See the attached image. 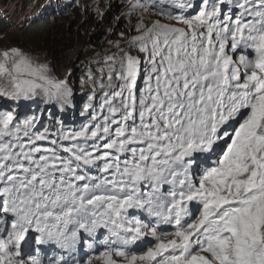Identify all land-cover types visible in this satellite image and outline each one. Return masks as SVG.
<instances>
[{"label":"snow or ice","instance_id":"1","mask_svg":"<svg viewBox=\"0 0 264 264\" xmlns=\"http://www.w3.org/2000/svg\"><path fill=\"white\" fill-rule=\"evenodd\" d=\"M126 3L84 123L0 110V264H264V0ZM0 97L74 98L18 46Z\"/></svg>","mask_w":264,"mask_h":264},{"label":"rangeland","instance_id":"2","mask_svg":"<svg viewBox=\"0 0 264 264\" xmlns=\"http://www.w3.org/2000/svg\"><path fill=\"white\" fill-rule=\"evenodd\" d=\"M127 7L126 0H0V14L8 28L6 32L0 33V47L18 46L29 51L41 62L47 63L54 75L61 79L67 78L73 88L71 105L64 106L63 109L47 105L52 109L48 119L54 121L55 111L65 117L75 115L74 120L78 124L83 121L80 112L83 103L87 102L89 89L81 87V78L85 76L88 67L95 68L91 61L99 59L106 51H115L110 41L120 40L121 32L129 34L130 26L135 24L136 19L133 17L130 20L123 15ZM34 18H40L44 26L52 28L59 37H71L96 51L97 55L85 62L81 61L79 55H75L70 65H58L51 54L33 45L23 34ZM34 99L42 100L35 97L13 103L12 106L16 111L22 112L23 116ZM11 103L9 99L0 97V106L7 107Z\"/></svg>","mask_w":264,"mask_h":264},{"label":"trees","instance_id":"3","mask_svg":"<svg viewBox=\"0 0 264 264\" xmlns=\"http://www.w3.org/2000/svg\"><path fill=\"white\" fill-rule=\"evenodd\" d=\"M7 23L2 18L0 14V33L7 31ZM23 34L25 37L35 46L41 48L43 51L51 54L54 60H57L58 65H70L73 63V57L75 55H79L81 57V61L85 62L97 55V52L92 50L88 46H84L83 43L75 41L71 37H59L58 34L53 32L52 28L48 26H44L43 21L40 18H34L30 21L27 28L24 29ZM84 77V75H83ZM12 101L10 105H14L13 103H17L22 101ZM83 103V107H84ZM0 110H8L6 107H1ZM52 109H49L47 105L43 103L42 100L34 99L31 102L30 108L27 110V113L21 116L22 112L17 110L16 112L20 114V117L23 118L25 115L27 116H36L44 125H48L51 127L54 124L48 120V115ZM54 114V121L63 122L65 127L68 128H78L82 123L85 122L87 117L81 116L83 122L80 124H71L69 119L62 114H58L57 112H53ZM81 115V112H80ZM75 117V116H73ZM39 126V125H38Z\"/></svg>","mask_w":264,"mask_h":264},{"label":"clouds","instance_id":"4","mask_svg":"<svg viewBox=\"0 0 264 264\" xmlns=\"http://www.w3.org/2000/svg\"><path fill=\"white\" fill-rule=\"evenodd\" d=\"M48 120L50 121V119H48ZM51 124H55V122H51ZM71 124H78V123L74 120V122H71Z\"/></svg>","mask_w":264,"mask_h":264},{"label":"bare ground","instance_id":"5","mask_svg":"<svg viewBox=\"0 0 264 264\" xmlns=\"http://www.w3.org/2000/svg\"><path fill=\"white\" fill-rule=\"evenodd\" d=\"M82 122H83V121H82ZM82 122H81V123H82Z\"/></svg>","mask_w":264,"mask_h":264}]
</instances>
